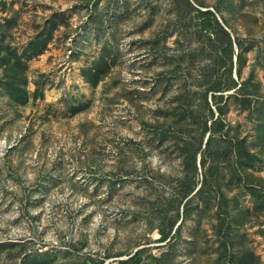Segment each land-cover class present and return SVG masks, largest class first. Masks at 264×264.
<instances>
[{"label":"rangeland","instance_id":"374dc122","mask_svg":"<svg viewBox=\"0 0 264 264\" xmlns=\"http://www.w3.org/2000/svg\"><path fill=\"white\" fill-rule=\"evenodd\" d=\"M0 264H264V0H0Z\"/></svg>","mask_w":264,"mask_h":264},{"label":"trees","instance_id":"16d2710c","mask_svg":"<svg viewBox=\"0 0 264 264\" xmlns=\"http://www.w3.org/2000/svg\"><path fill=\"white\" fill-rule=\"evenodd\" d=\"M183 2L186 4V6H188V7L190 6V0H183ZM207 13L209 15H213V12H211V11H208ZM214 25H216L215 27H217L222 33H226L218 23H214ZM48 42H49L48 39L41 40V41L37 39L36 41L32 42L29 45V47L24 49L22 55H19L17 53V51L15 50L13 52V55H15V62H13L12 64H11V62H12L11 59H9V58L3 59V62L9 65L8 70L10 72L14 73L13 76H11L10 80L8 82H6L5 84L9 90V94H10L11 98L15 102H23V98H24L25 94L27 93V91H25V90L23 91L19 87L20 83L27 81L26 80L27 78L24 74V70H26L28 67L26 61H29V60L39 56L41 53H43L44 50H46L48 47ZM225 52H226V57H228V59H231L233 54H234L233 48L230 46V48L229 49L227 48L225 50ZM24 57H25V62H23ZM108 69H109V66H108L107 62L102 58V59L98 60L96 63H94V65L87 70L86 76L88 77L90 82L94 86H96L102 80V78L107 74ZM17 77L19 79L17 80V84H16L15 79ZM215 89L218 92L220 91L219 87H216ZM205 103L207 106H209L207 96L205 97ZM216 106H217L216 107L217 111L219 113H222L221 108H219L218 105H216ZM210 110H211L212 115H214L212 109H210ZM218 123H220V122L217 119L213 122V125L218 124ZM221 126L223 127V125H221ZM206 144H209V139L207 140ZM194 166H195V164H194ZM194 171L196 172V166L194 168Z\"/></svg>","mask_w":264,"mask_h":264},{"label":"water","instance_id":"95a60500","mask_svg":"<svg viewBox=\"0 0 264 264\" xmlns=\"http://www.w3.org/2000/svg\"><path fill=\"white\" fill-rule=\"evenodd\" d=\"M208 138H209V137H208ZM208 138L206 139V143H207Z\"/></svg>","mask_w":264,"mask_h":264}]
</instances>
